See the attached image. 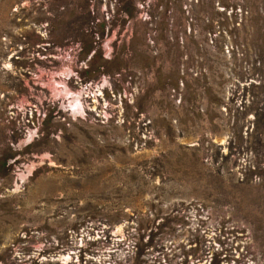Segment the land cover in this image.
Returning a JSON list of instances; mask_svg holds the SVG:
<instances>
[{
  "label": "rangeland",
  "instance_id": "374dc122",
  "mask_svg": "<svg viewBox=\"0 0 264 264\" xmlns=\"http://www.w3.org/2000/svg\"><path fill=\"white\" fill-rule=\"evenodd\" d=\"M211 262L264 264V0H0V264Z\"/></svg>",
  "mask_w": 264,
  "mask_h": 264
},
{
  "label": "trees",
  "instance_id": "16d2710c",
  "mask_svg": "<svg viewBox=\"0 0 264 264\" xmlns=\"http://www.w3.org/2000/svg\"><path fill=\"white\" fill-rule=\"evenodd\" d=\"M211 264H212V262H211Z\"/></svg>",
  "mask_w": 264,
  "mask_h": 264
},
{
  "label": "bare ground",
  "instance_id": "6f19581e",
  "mask_svg": "<svg viewBox=\"0 0 264 264\" xmlns=\"http://www.w3.org/2000/svg\"><path fill=\"white\" fill-rule=\"evenodd\" d=\"M121 230V229H120Z\"/></svg>",
  "mask_w": 264,
  "mask_h": 264
}]
</instances>
